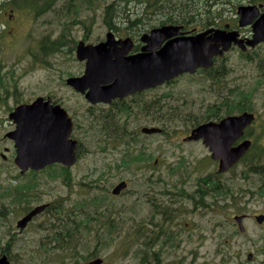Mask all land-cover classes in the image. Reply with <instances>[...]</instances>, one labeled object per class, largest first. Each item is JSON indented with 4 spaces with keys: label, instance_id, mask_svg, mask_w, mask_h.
I'll return each mask as SVG.
<instances>
[{
    "label": "rangeland",
    "instance_id": "1",
    "mask_svg": "<svg viewBox=\"0 0 264 264\" xmlns=\"http://www.w3.org/2000/svg\"><path fill=\"white\" fill-rule=\"evenodd\" d=\"M111 1L37 0L36 8L24 9L23 0H0V3L6 2L0 8V74H12L10 89L12 101H23L41 95L44 92V85L47 84L49 90L47 93L56 100L65 105L78 106L80 113L78 120L83 128L81 141L84 145L80 166L94 168L111 163L112 184H116L119 180H128L130 183L128 191L120 198L114 199L110 207L117 232L113 231L115 230L113 227L110 229L113 232H108L97 221L91 225L94 233L89 236L86 230H80L84 235L81 244L90 248L71 251L63 256L32 251L38 249L37 241L40 238L45 242L44 235L37 232L39 231L37 225L45 220V216L38 218V221L23 235L15 228L14 215L1 219L0 247L9 248L13 264H49L62 261H65L64 264H82L94 257L102 259L103 264H154L149 253L145 256V262L135 255L139 252V221L143 215H150V212L148 206L139 197L140 165L134 164L129 169L126 167L117 169L121 152L126 150L140 149L153 156L150 159L151 163L157 159V165L160 167L177 168V173L169 175L163 170L164 175H167L164 180L171 184L187 185L186 191L192 195V199H199L195 192L202 185L201 179L219 182L226 193L212 195L208 189L204 190L207 194L202 199L206 207L201 208V205H197L200 203H196V206L193 200L192 204L187 206L190 215L223 216L237 210L249 214H264V175L248 173L243 163L237 164L227 173L217 174V163L210 159V153L202 143L182 142V138L194 126L192 125L194 121L201 123L207 119L209 116L207 109L210 105L223 101L233 103L229 104V110L234 112L243 91L252 88L255 91L244 102L245 105H251V113L255 115L248 139L254 142L257 138V144L264 147V71H257L256 68L258 59L264 61V43L251 54L252 61L242 57L236 49L225 53L223 62H219L216 68V70L224 69L226 75L223 77L194 74L184 76L173 84L162 86L156 95L160 98V128L164 130L163 135L149 138L138 132V138H135L136 141L130 147L123 145L119 148L121 146L119 143L117 149L108 146L107 151L104 152L99 149L100 145L104 144L100 141V135H94L89 127V104L82 96L72 95L65 88L64 80L69 75L82 74L84 71V64L75 58L77 43L82 41L85 44H96L104 40L108 31H112L103 21L104 5ZM240 5L243 4L238 6ZM224 16L223 23L236 24L233 7L227 5L224 8ZM125 26L122 25L118 35L112 32L117 38L130 37L135 40L133 31L128 32ZM129 33L132 36L128 35ZM44 39H46L47 55L41 56ZM56 39L59 40L61 47L56 51H49L48 43ZM40 58H44L43 63ZM7 105L9 106L10 103L7 102ZM166 110L169 112L164 113ZM5 112L0 109V117H3ZM166 114L173 117L168 120L169 123L166 122ZM141 125L143 124H133L130 128L139 129ZM9 129L7 122L5 124L0 122V153H4V148L10 147L9 141L3 138ZM261 163H264V159ZM9 174V166L0 161V204L1 201L7 203L1 200L5 197L1 194L4 192V185L7 184L4 176L8 177ZM82 176L91 178L87 173ZM72 187L71 183L69 188ZM65 189L60 181L49 180L47 194L38 197L29 206L50 203L52 205L50 209L53 210L60 197L65 194ZM85 199V197L81 198L79 203L83 202L88 206V201ZM72 201L73 199H70L67 203ZM102 210L98 209V211ZM92 211L94 214V208ZM207 219L215 221V218ZM203 220L206 221L205 218ZM261 230L264 231V228L252 225L248 235L252 237L262 235ZM135 232L137 236L134 235ZM80 236L77 233L75 235L76 239ZM259 252L262 257L258 256V261L264 263V253L260 250Z\"/></svg>",
    "mask_w": 264,
    "mask_h": 264
},
{
    "label": "flooded vegetation",
    "instance_id": "2",
    "mask_svg": "<svg viewBox=\"0 0 264 264\" xmlns=\"http://www.w3.org/2000/svg\"><path fill=\"white\" fill-rule=\"evenodd\" d=\"M3 3L4 2H1L0 4ZM256 4L259 5L264 3L257 2ZM262 12H264L263 8L260 9V13ZM234 19L236 21L234 25L225 23V25L229 26L228 30H237L240 39H250L252 37L251 28L249 26L240 28L238 26V17L236 16ZM191 31L192 33H190ZM198 31L197 29L188 30L184 31V34H195ZM45 41L46 39L43 40L41 47V56L47 55L45 52ZM133 42L134 47L130 54L138 53L142 47L138 41L136 42L134 40ZM263 43L256 45L254 48H246L243 52L236 46H232L230 50L236 49L240 54H243L245 58H251V54ZM40 59L43 63L44 58ZM223 59L224 57L214 58L212 68H218V63L223 62ZM224 66L225 65H222V67ZM209 71L210 70L197 69L194 74L217 76V74H208ZM81 75L82 74L67 76L64 80V85L72 95L77 97L82 96L85 99L83 95L79 94L65 83L68 78L80 77ZM191 75L184 74L164 85L136 91L122 98L115 97L107 103L101 102L92 104L85 99L89 104L90 130L94 135H100V141L104 143L100 145L99 149L104 152L107 151L108 146L117 149L119 143H121L119 148L123 145L127 147L126 142H129L130 145L134 143V141H136L135 138L139 136L138 132L149 138L163 135L161 133L144 134L142 132L143 128L161 129L160 98L156 95V92H158L162 86L173 84L184 76ZM11 86L12 74H0V109L6 111L3 117H0V122L4 124L7 122L10 127L9 131L3 136V138L9 141L10 147L4 148V153H0V161L9 166L10 170L9 176H4L7 184L4 185V192L1 194V196L5 197L1 198V200H5L7 203L1 201L0 220L8 215H14L15 228L19 234L23 235L36 221H38V218L45 216V220L37 225V230L39 229L37 232L44 235L43 238H45V242L40 238L37 241L38 249L32 251L35 253L42 251L40 252L42 254L53 253L51 255L58 256L66 255L71 251H80L90 248L89 246L81 244L84 235H82L80 230H86V233H88L87 236H89L94 233L91 225L97 221H99V224L105 227L108 232H117L110 207L114 199L120 198L128 191L130 183L128 180H119L116 184H112L113 168L111 163L94 168H83L80 166V157L82 156L84 145L81 141L83 128L78 120L80 115L78 106L75 104L65 105L61 101L56 100V98L47 93L49 91L47 84L44 85V92L41 95L27 100L13 102L10 92ZM37 98H41L43 102L49 100L52 107L59 106L66 113L67 119L70 120L71 131L68 140L76 142V148L74 150L75 162L73 165L66 166L62 163H52L38 170L31 168L23 169L16 165L14 140L6 137V134L16 131V109L18 107L32 105ZM7 102L10 103L9 106ZM10 114L15 115L10 118ZM41 114L44 117L48 116V112L44 109ZM133 124L143 125L139 126V129L136 128L133 130L130 128ZM193 124L194 126H192L185 137L190 135V132L196 127L195 125H199V122L194 121L192 125ZM248 129L249 128L245 129L244 136ZM163 131L162 133H164ZM244 139L248 138H242L234 145H237ZM183 143L203 144L201 140ZM124 153L125 151L121 152L118 160L119 162L124 157ZM146 156L149 158L147 164L138 168V171L141 170L139 177V197L148 206L150 212V215H143L139 221L140 229H138V232L140 236L138 251L144 256V259L149 253L152 256L154 264H264L262 261H260V263L258 261L259 257H262L259 250L264 253V231L261 230L260 232L263 234H259L256 237L248 235L249 228L252 225L253 227L257 226L258 228H264V220L257 221V217L262 216L264 218V214H249L231 209L235 212L223 216L207 215L203 217L190 215L188 214L189 210L187 206L192 204L193 200L195 205L196 203H200L197 205H201V208L206 207V203L202 197L207 194L204 190H209L208 179H201L200 183L202 185L198 187V190L195 192L196 197L198 196L199 199H192V195L186 191L187 185L181 186V184H171L164 180L165 176L177 173V168L160 167L157 165V159L151 163L150 159L153 158L151 154L146 153ZM163 170H166L167 175H164ZM247 170L246 168V171ZM86 173L89 174L91 178L87 179L82 176ZM40 176H42L41 179H38ZM84 179L87 181L85 182ZM49 180L60 181L64 187H66V192L60 197L57 206L53 210L50 209L52 206L50 203L29 206L34 203L38 197L47 194ZM120 182H125L126 188L115 195L112 193V190ZM71 183L73 187L69 188ZM83 197L88 201L89 208L85 203H79V200ZM70 199H73V201L67 203ZM93 208L94 214H92ZM98 209L103 210L98 211ZM33 212H35V214L32 215L24 225L20 226L19 223ZM79 215L80 218H78ZM204 218L206 221L203 220ZM207 218H215V221L212 222ZM194 219H199L200 221L197 222ZM62 222L65 223V227H74L76 233L81 235L74 241L76 247H61L56 241L51 242L54 234L59 233L58 230L61 229L60 225ZM211 222L212 224H209ZM112 227L115 230L111 231L110 229ZM2 259H6L9 264H13L11 262L8 247H0V261ZM94 259L96 258L94 257L82 264L91 262ZM64 263L65 261L59 263L51 262L49 264Z\"/></svg>",
    "mask_w": 264,
    "mask_h": 264
},
{
    "label": "water",
    "instance_id": "3",
    "mask_svg": "<svg viewBox=\"0 0 264 264\" xmlns=\"http://www.w3.org/2000/svg\"><path fill=\"white\" fill-rule=\"evenodd\" d=\"M262 8V4L237 7L238 26H249L252 32V37L245 40L239 38L237 30L229 31L228 25L211 27L194 35H185L179 25H162L139 37L142 47L135 54H130L134 47L131 38H115L111 31L107 32L104 41L94 45L80 41L75 57L85 64L83 74L68 78L65 83L89 103H107L115 97L122 98L136 91L161 86L183 74H193L197 69H209L213 66V58L222 57L232 46L245 51L264 42ZM43 109L48 116H42ZM15 114L16 131L6 134V137L14 140L17 166L38 170L52 163L74 164L76 142L68 140L71 122L59 106L52 107L49 100L43 102L37 98L30 106L18 107ZM254 119L252 113L243 112L219 122H207L195 127L183 142L201 140L211 153L210 158L218 162L217 173H225L249 150L252 142L248 139L234 144ZM142 132L159 134L162 130L143 128ZM124 188L126 183L120 182L112 193L117 195ZM34 214L19 225H24ZM261 220H264L262 216L257 217V221ZM0 264L9 263L2 259ZM85 264H103V261L96 258Z\"/></svg>",
    "mask_w": 264,
    "mask_h": 264
},
{
    "label": "trees",
    "instance_id": "4",
    "mask_svg": "<svg viewBox=\"0 0 264 264\" xmlns=\"http://www.w3.org/2000/svg\"><path fill=\"white\" fill-rule=\"evenodd\" d=\"M36 2L37 0H23L22 8H36ZM257 2L264 3V0H112L110 3L104 5L103 21L107 28L112 30L116 35L119 34L122 25H126L125 30H128V32L133 31L134 39L137 42L140 33L148 32L162 25H180L183 27V31L220 27L224 24V8L227 5L233 7L234 13L239 4H256ZM5 4L6 2L0 4V8ZM128 35L131 34L129 33ZM58 42V39L49 42V46H47L48 50H58L59 47H61ZM241 56L245 58L243 54H241ZM245 59L252 61V58L246 57ZM256 68L257 71H264V61L258 59ZM223 70L224 69L216 70L215 68H211L208 74H217L216 78H220L226 75ZM259 86L258 84V87ZM253 91L255 90L252 88L243 91L241 100L235 105L234 112L229 110V104L233 103L223 101L218 104L210 105L207 109V114L209 116L199 124L209 120L219 121L226 115L239 114L244 111L251 112V105H245L244 102L251 97ZM167 112L169 111L166 110L164 113ZM172 118L170 114H166L167 123H169L168 120ZM250 132L251 129L249 128L245 134V138L250 136ZM257 143L258 139L256 138L239 163L245 165L248 169V173L264 175V163H261L264 159V147L259 146ZM126 144L127 147H130L129 142H126ZM148 159L146 153L140 149L134 151L126 150L117 169L119 167H126L129 169L130 166L134 164H139L140 167H142L147 164ZM208 187L212 195L226 193L219 182L215 180H208ZM60 226L61 229L58 230L59 233L54 234L51 242L56 241L61 247L75 246V228L72 226L65 227L66 225L63 222ZM134 235L137 236V232H135ZM138 236H140V234H138ZM135 255L142 260L144 259V256L139 252H136ZM143 261L145 262V259Z\"/></svg>",
    "mask_w": 264,
    "mask_h": 264
}]
</instances>
